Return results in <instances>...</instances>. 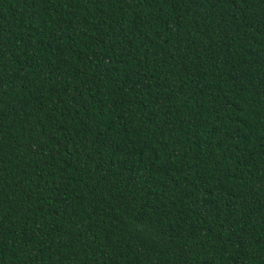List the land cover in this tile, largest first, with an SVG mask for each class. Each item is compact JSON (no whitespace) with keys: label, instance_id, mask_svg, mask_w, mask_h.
Masks as SVG:
<instances>
[{"label":"trees","instance_id":"1","mask_svg":"<svg viewBox=\"0 0 264 264\" xmlns=\"http://www.w3.org/2000/svg\"><path fill=\"white\" fill-rule=\"evenodd\" d=\"M0 264H264V0H0Z\"/></svg>","mask_w":264,"mask_h":264}]
</instances>
